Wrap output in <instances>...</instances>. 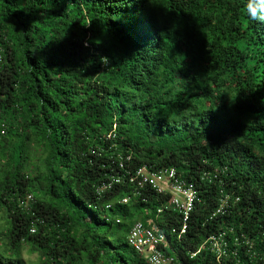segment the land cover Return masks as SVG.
Masks as SVG:
<instances>
[{
  "label": "trees",
  "instance_id": "obj_1",
  "mask_svg": "<svg viewBox=\"0 0 264 264\" xmlns=\"http://www.w3.org/2000/svg\"><path fill=\"white\" fill-rule=\"evenodd\" d=\"M245 3L0 0V264H148L126 241L136 221L173 264H222L201 244L226 226L257 234L264 23ZM127 156L196 184L184 235L167 194L122 179L97 195ZM220 191L239 200L209 220Z\"/></svg>",
  "mask_w": 264,
  "mask_h": 264
},
{
  "label": "built area",
  "instance_id": "obj_2",
  "mask_svg": "<svg viewBox=\"0 0 264 264\" xmlns=\"http://www.w3.org/2000/svg\"><path fill=\"white\" fill-rule=\"evenodd\" d=\"M129 157L119 158L118 168L124 174L111 175L97 190L100 196L104 191L109 190L113 185L119 184L126 179L137 188L149 187L158 194L169 195L168 206L176 211L180 217V226L172 229L178 237L184 235L188 230V223L194 210L196 202H199L198 189L194 182L184 179L174 168H165L158 171L149 170L147 167H140L135 170L127 169L124 164ZM216 172H203L200 180H209V177ZM31 195H27L20 204L27 205L32 202ZM239 200L231 194L220 191L216 206L207 218L209 220L218 217L228 216L234 203ZM126 203L127 199H122ZM106 208H109L107 206ZM158 210L157 212H160ZM34 227L30 233H34ZM165 235L154 232L151 228L144 226L141 222H134L126 236V241L148 264H173V257L164 254L160 245L164 243ZM201 247L214 256L217 263L222 264H264V225L252 235L241 229L235 230L233 226H226L206 237ZM198 252V251H197ZM195 253L192 254L194 256Z\"/></svg>",
  "mask_w": 264,
  "mask_h": 264
},
{
  "label": "clouds",
  "instance_id": "obj_3",
  "mask_svg": "<svg viewBox=\"0 0 264 264\" xmlns=\"http://www.w3.org/2000/svg\"><path fill=\"white\" fill-rule=\"evenodd\" d=\"M244 13L251 23H264V0H246Z\"/></svg>",
  "mask_w": 264,
  "mask_h": 264
},
{
  "label": "rangeland",
  "instance_id": "obj_4",
  "mask_svg": "<svg viewBox=\"0 0 264 264\" xmlns=\"http://www.w3.org/2000/svg\"><path fill=\"white\" fill-rule=\"evenodd\" d=\"M21 258L24 261H30V262H35L36 261L35 254H30L29 252H27V250H23V252L21 254Z\"/></svg>",
  "mask_w": 264,
  "mask_h": 264
}]
</instances>
